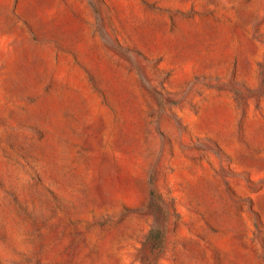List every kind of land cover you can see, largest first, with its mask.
Wrapping results in <instances>:
<instances>
[{
  "label": "rangeland",
  "instance_id": "374dc122",
  "mask_svg": "<svg viewBox=\"0 0 264 264\" xmlns=\"http://www.w3.org/2000/svg\"><path fill=\"white\" fill-rule=\"evenodd\" d=\"M0 264H264V0H0Z\"/></svg>",
  "mask_w": 264,
  "mask_h": 264
},
{
  "label": "trees",
  "instance_id": "16d2710c",
  "mask_svg": "<svg viewBox=\"0 0 264 264\" xmlns=\"http://www.w3.org/2000/svg\"><path fill=\"white\" fill-rule=\"evenodd\" d=\"M159 229H157V228H153L152 230H151V232H150V235H149V237H148V242H153V244L155 243V245H159V243H161L162 242V235H158L159 234Z\"/></svg>",
  "mask_w": 264,
  "mask_h": 264
},
{
  "label": "bare ground",
  "instance_id": "6f19581e",
  "mask_svg": "<svg viewBox=\"0 0 264 264\" xmlns=\"http://www.w3.org/2000/svg\"><path fill=\"white\" fill-rule=\"evenodd\" d=\"M109 183L113 184V178L109 175Z\"/></svg>",
  "mask_w": 264,
  "mask_h": 264
}]
</instances>
